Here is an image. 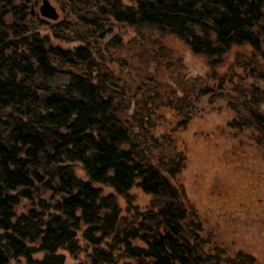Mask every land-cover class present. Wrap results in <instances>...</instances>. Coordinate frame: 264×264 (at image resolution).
<instances>
[{
  "label": "trees",
  "instance_id": "1",
  "mask_svg": "<svg viewBox=\"0 0 264 264\" xmlns=\"http://www.w3.org/2000/svg\"><path fill=\"white\" fill-rule=\"evenodd\" d=\"M40 2L0 0V264H67L61 250L79 252L80 236L93 248L92 264H252L246 254L224 263L206 249L218 241L187 222L171 182L182 162L150 158L154 90L105 70L110 40L138 41L152 35L147 29L211 58L250 45L264 60V0H67L57 22L42 4L37 13ZM208 84L167 92L168 106L184 116ZM253 87L263 102L264 90ZM136 183L152 195L145 210L133 204ZM24 201L30 207L20 212Z\"/></svg>",
  "mask_w": 264,
  "mask_h": 264
},
{
  "label": "rangeland",
  "instance_id": "2",
  "mask_svg": "<svg viewBox=\"0 0 264 264\" xmlns=\"http://www.w3.org/2000/svg\"><path fill=\"white\" fill-rule=\"evenodd\" d=\"M50 1L60 17L47 20L65 18L67 0ZM42 3L35 5L37 13ZM146 32L152 35L138 41L132 34L118 42L110 40L108 57L113 60L105 72H124L131 80L148 82L145 87L154 90L157 108L154 135L148 138L150 158L159 165L182 162L171 182L188 210L187 222L202 224L218 241V246L207 243L206 249L220 253L224 263L246 254L252 264H264V101L256 103L251 95L254 85L264 90V77L258 74L264 76V60L250 45L234 46L222 57L211 58L194 53L175 35ZM200 80L209 83L208 90L189 99L192 111L176 115L167 104V92L190 94L189 86ZM232 122L238 125L231 126ZM75 169L88 179L82 164ZM97 185L104 194L114 192L108 185ZM131 193L133 204L141 210L150 206L152 195L137 183ZM118 200L122 215L130 219L126 198ZM29 207L24 201L18 208L23 212ZM79 241V252L61 250L67 264H92L93 248L81 236Z\"/></svg>",
  "mask_w": 264,
  "mask_h": 264
},
{
  "label": "water",
  "instance_id": "3",
  "mask_svg": "<svg viewBox=\"0 0 264 264\" xmlns=\"http://www.w3.org/2000/svg\"><path fill=\"white\" fill-rule=\"evenodd\" d=\"M41 11L45 16L55 20L60 17L57 7L50 0H43Z\"/></svg>",
  "mask_w": 264,
  "mask_h": 264
}]
</instances>
